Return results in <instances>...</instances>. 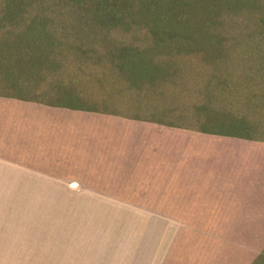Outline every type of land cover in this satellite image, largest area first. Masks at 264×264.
Masks as SVG:
<instances>
[{
	"label": "rangeland",
	"instance_id": "obj_1",
	"mask_svg": "<svg viewBox=\"0 0 264 264\" xmlns=\"http://www.w3.org/2000/svg\"><path fill=\"white\" fill-rule=\"evenodd\" d=\"M176 18L172 29L153 21ZM0 52L16 56L20 75L27 70L12 89L15 70L4 62L7 80L0 68V83L20 99L59 104L69 91L95 105L105 98L90 94L97 88L129 86L120 97L137 109L171 123L192 114L199 127L243 136L261 169L264 0H0ZM145 62L151 77L121 68ZM6 179L0 264H130L154 218L119 200L71 198L38 178Z\"/></svg>",
	"mask_w": 264,
	"mask_h": 264
},
{
	"label": "crops",
	"instance_id": "obj_2",
	"mask_svg": "<svg viewBox=\"0 0 264 264\" xmlns=\"http://www.w3.org/2000/svg\"><path fill=\"white\" fill-rule=\"evenodd\" d=\"M129 89L97 88L105 98L83 108L0 95V181L38 178L154 217L130 264H264V144L259 169L242 137L137 109Z\"/></svg>",
	"mask_w": 264,
	"mask_h": 264
},
{
	"label": "trees",
	"instance_id": "obj_3",
	"mask_svg": "<svg viewBox=\"0 0 264 264\" xmlns=\"http://www.w3.org/2000/svg\"><path fill=\"white\" fill-rule=\"evenodd\" d=\"M153 21L156 22V23H159V22L168 23L167 28L168 29H172L169 26V24H173V22H176L178 20L176 18V19H174V21H170V20H166V19H163V20H153ZM181 33L182 32H178L177 31L174 35H175V37H178L179 35L181 36ZM157 36H155V37H157ZM160 40H161L160 38H156V41H158L157 44H159V42H161ZM5 54L3 52H0V68L3 69V64H4L5 61H6V63L11 64L8 68H11V70H15V75L17 74V78H16V80L14 78V86L11 85L10 87H12V89H15V87H18L19 86L18 83L21 80V78L23 77V75L25 74L24 72L27 71V70L24 69L22 71L21 75H20V73H19V71L17 69V66H16L15 62H13V59L16 56H13L11 54H8V55H5ZM139 64L142 65L141 69H134L132 67L127 68L126 66L125 67L121 66V68L123 70H125L126 72H128L133 77H136V78H139V79L140 78H143V77H151L155 73V69H154L155 67L153 66V64H149L147 62H145V63H139ZM7 70H10V69H7ZM3 71H5V74H3L4 77L7 78V80H8L10 78V74H8V72L6 70H4V69H3ZM19 78H20V80L17 81ZM16 81L18 82L17 84H16ZM8 91L9 90L6 88L4 82H1L0 83V95L5 96V97H9V98H17V99H20V97H18L16 95L17 93H14V92L9 91V92L15 94V95H12ZM60 97L61 98L59 100V102H60L59 104L51 103V102H47V101H44V102H46L48 105H57V106H63V107H77V108L78 107H82L83 108V107H87L88 106V105L84 104L85 102H83L82 99H80L76 94H73V93H71L69 91L64 92V94H61ZM21 100H36V99H23V98H21ZM91 106H93V105H91ZM222 124L228 125L225 122L222 123ZM228 126H230V125H228ZM208 129L209 130H212L209 127H208ZM216 132L217 133L219 132L221 134H224L225 136H230L231 134H234V133H230V132L229 133L228 132H221V131H216ZM231 136L242 137L243 138V136L237 135V134L236 135H231Z\"/></svg>",
	"mask_w": 264,
	"mask_h": 264
}]
</instances>
